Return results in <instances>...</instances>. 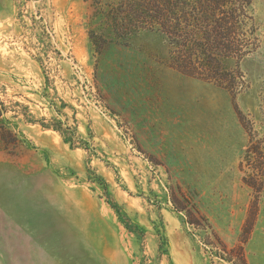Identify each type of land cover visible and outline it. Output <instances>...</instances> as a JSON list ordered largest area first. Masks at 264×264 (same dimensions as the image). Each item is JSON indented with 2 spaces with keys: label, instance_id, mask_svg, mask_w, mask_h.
<instances>
[{
  "label": "rangeland",
  "instance_id": "obj_1",
  "mask_svg": "<svg viewBox=\"0 0 264 264\" xmlns=\"http://www.w3.org/2000/svg\"><path fill=\"white\" fill-rule=\"evenodd\" d=\"M234 2L226 86L173 68L158 31L116 34L95 0H0V264H234L264 0ZM257 201L247 242L264 239Z\"/></svg>",
  "mask_w": 264,
  "mask_h": 264
},
{
  "label": "trees",
  "instance_id": "obj_2",
  "mask_svg": "<svg viewBox=\"0 0 264 264\" xmlns=\"http://www.w3.org/2000/svg\"><path fill=\"white\" fill-rule=\"evenodd\" d=\"M96 14L105 18L116 34L129 36L155 30L170 45V65L178 71L220 84L232 85L227 60L242 55L238 43L241 14L234 0H95ZM240 121L249 134L240 169L243 181L256 192L244 226L246 237L234 264H247L244 244L258 213V196L264 189V136L242 112ZM188 212V222L200 225ZM232 259V258H231Z\"/></svg>",
  "mask_w": 264,
  "mask_h": 264
},
{
  "label": "crops",
  "instance_id": "obj_3",
  "mask_svg": "<svg viewBox=\"0 0 264 264\" xmlns=\"http://www.w3.org/2000/svg\"><path fill=\"white\" fill-rule=\"evenodd\" d=\"M247 264H264V239L253 234L244 246Z\"/></svg>",
  "mask_w": 264,
  "mask_h": 264
}]
</instances>
